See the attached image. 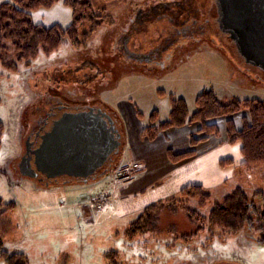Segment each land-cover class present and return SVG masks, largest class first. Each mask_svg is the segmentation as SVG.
Returning <instances> with one entry per match:
<instances>
[{"label":"rangeland","instance_id":"1","mask_svg":"<svg viewBox=\"0 0 264 264\" xmlns=\"http://www.w3.org/2000/svg\"><path fill=\"white\" fill-rule=\"evenodd\" d=\"M201 1L90 0L89 7L75 8L58 0L33 10L31 18L43 26L75 23L78 41L65 35L52 51L42 46L29 58H22L14 40L6 39L0 46V120L4 124L0 198L15 204L0 215L4 249L24 251L31 264H264V238L257 235L259 241L223 234L203 250L200 244L207 233L200 231L188 242L190 245H180L174 237L196 232L198 223L179 207L160 206L154 212L155 230L135 239L119 233L131 217L113 214L114 193L109 183L115 182L124 190L133 177L141 178L140 185L145 186L153 175V171L145 174L136 155L143 145L134 143L132 135L152 124L149 116L154 109L157 121L166 120L172 100L182 97L193 111L196 96L210 88L225 101L232 97L264 101V73L226 48L230 43L220 28L215 0ZM94 101L112 112L117 110L120 119L121 149L114 161L106 163L111 166L106 176L97 178L98 172L81 184L73 183L69 176L66 185L60 177L63 188L57 189H36L30 180L21 178L20 156L32 126L56 105L78 108ZM243 115L245 110L231 116L238 128L243 125ZM227 120H214L216 136L227 134ZM200 126V122L172 125L158 138L142 136L148 141L155 139L154 146H146V151L162 160V145L167 142L178 153L198 150L199 143L191 141L201 135ZM174 131L178 132L174 135ZM180 133L188 135V142L178 147L175 138H180ZM199 151L201 161L205 152L202 148ZM209 166L211 176L192 183L202 182L212 196L210 206L237 187L249 194L252 189L264 188V177L257 170L246 172L235 165L218 184L219 168ZM136 171L141 173L134 176ZM101 195L107 198L103 206ZM158 195L166 199L174 194L162 191ZM87 204L92 220L90 208L83 213ZM172 240L174 247L169 245ZM190 246L198 247L200 254H189ZM0 264H5L1 255Z\"/></svg>","mask_w":264,"mask_h":264},{"label":"trees","instance_id":"2","mask_svg":"<svg viewBox=\"0 0 264 264\" xmlns=\"http://www.w3.org/2000/svg\"><path fill=\"white\" fill-rule=\"evenodd\" d=\"M56 1L58 0H1L0 46L4 45L6 39L14 40L20 54H22V58H29L42 46H44L47 51H52L58 47L65 35L71 38L73 37L75 41H78V32L75 23H73V26L71 24L67 27H63L57 23L50 26H43L32 20L31 12L33 10L40 7L52 6ZM63 1L65 4L75 8H81L82 6L87 8L90 6V0ZM201 2L200 0V3ZM77 19L80 20V17ZM148 63L147 65H155L153 62ZM244 110L243 125L238 128L231 116ZM189 111L188 105L182 97L172 100L169 117L166 120L157 121L158 112L154 109L149 116L152 124L142 131L143 136L153 139L157 137L163 129L169 126L200 122L201 126L198 128V132L202 135L193 137L191 141L196 145L207 139L209 134H217V124L214 120L220 117H227L228 141L232 144L240 143V150L243 156V160L238 167L246 172L257 170L259 174L264 177L263 100L252 97H232L229 101H225L219 96L215 89L210 88L203 90L196 96L195 109ZM112 114L114 119H117L116 121L118 123L120 119L117 116V110L113 109ZM3 131L4 124L0 120V148L2 145ZM194 154V149L179 153H174L172 150L168 151V155L173 161H180ZM233 163L234 160L229 157L220 160L222 166L231 165ZM261 171L262 173H260ZM73 181V183L76 184L82 183L78 178H74ZM66 182L67 181H63L65 185ZM56 183L60 182L52 180L50 183H45L43 185L37 182L36 187L38 189H50L53 188ZM191 202H193V204H191ZM211 203L212 196L204 189L203 184L189 183L182 186L178 194L148 204L130 223L121 226L119 233H122L128 239H135L143 233L154 231L156 227L154 212L160 206L169 204L174 207H179L189 218L198 223L196 232L177 235L174 237L175 241L177 242L178 240L181 244L190 245L188 242L193 240V236L203 231V233H207L205 235L206 240L200 244V248L205 250L210 247L208 245H210L211 242H213L212 240L217 236L222 237L223 234L237 236L242 231L246 232V229L249 228L246 220L247 213H250V219L253 215L255 216L256 213H260L263 216L264 188L252 189V192L249 194L246 192V189L237 187L235 191L224 197L223 200L215 202L210 206ZM14 205V202L4 203L0 198V215L8 212ZM261 220H263V222L259 224L264 225V219ZM261 238H264V235L261 236ZM176 242L172 240L169 245H173L174 247ZM188 248L190 252L200 251L196 246H190ZM0 255L3 257L5 264H31L29 256L24 251L16 250L10 252L3 248L2 241H0Z\"/></svg>","mask_w":264,"mask_h":264},{"label":"water","instance_id":"3","mask_svg":"<svg viewBox=\"0 0 264 264\" xmlns=\"http://www.w3.org/2000/svg\"><path fill=\"white\" fill-rule=\"evenodd\" d=\"M215 1L220 28L229 33L239 55L264 70V0ZM121 143L118 125L105 109L66 111L40 134L37 147L27 140L19 171L47 184L62 175L87 181L114 159Z\"/></svg>","mask_w":264,"mask_h":264},{"label":"crops","instance_id":"4","mask_svg":"<svg viewBox=\"0 0 264 264\" xmlns=\"http://www.w3.org/2000/svg\"><path fill=\"white\" fill-rule=\"evenodd\" d=\"M177 132L178 131L176 132L174 131V135ZM160 135L161 134H159V136ZM132 136H133L132 141L134 143L136 144L139 143L141 146L143 145V147L141 148L139 147L140 149L136 152V155L143 162L142 167L143 170L146 171L145 174H149L151 171H153V175L150 176L145 186L140 185L141 178L138 177H133L132 180H129L127 185H125L124 190L120 189L119 185H117V183L115 182L108 184L109 186H112V193H114L113 194L114 197L111 203V205H115L113 208L114 210L113 214H117L118 217L130 216L131 218L128 220V223H130L135 217H137L140 214V212L143 210V208L147 206V203L142 204L144 201L151 199L159 200L158 194L161 193L162 191L175 195V193L179 191L182 186L192 183L194 181H199L203 177L209 178L211 176L210 173L208 172L210 168L209 165H213L214 168L218 166L219 174L217 175L216 182L220 184L229 175L228 170H232V168L235 165H239L243 160V156L240 150V143H235V144L230 143L228 141V135L227 134L223 135V133L222 136L209 134L207 139L199 142L198 144L199 148L198 150L195 149L194 155L182 159L180 161H173L172 159H170L168 155V151L172 150L173 152H175L170 142L164 143V145H162V149L164 148L165 151V154L163 155L164 159L157 160L156 158L152 157L148 151H146V146L148 148H152L154 146L155 139L152 141H148L147 139L142 138L143 136L142 131H136L135 134L133 133ZM186 136L188 135L181 134L180 138L179 136L175 138L178 147L188 142L187 141L188 137ZM213 136H216L217 139H213L214 138ZM128 137L129 134H127V143L129 144L130 141L128 140ZM217 145H219L220 147H217ZM216 147L217 149H215ZM200 148H202V151L205 152L203 154L205 158L201 159V161L198 160L201 153L199 151ZM226 157L232 158L234 160V163L231 165L222 166L220 164V160ZM186 163H192V165L188 167L183 166ZM138 172L137 171L136 173L134 172V176L141 173ZM105 174L107 173L105 172L104 174L100 175L98 178L103 179L106 176ZM109 186L107 187V189L109 188ZM113 186H116V188L114 189ZM61 187L63 188V186L60 183H56V185L51 189H57ZM149 190L151 191L148 192ZM92 206L94 207V205ZM89 208L91 211L90 218L92 220L94 216L89 204L83 206V213L85 211L89 212ZM188 253L200 254L199 252L197 253L190 251ZM204 261L209 262L208 259H205Z\"/></svg>","mask_w":264,"mask_h":264},{"label":"flooded vegetation","instance_id":"5","mask_svg":"<svg viewBox=\"0 0 264 264\" xmlns=\"http://www.w3.org/2000/svg\"><path fill=\"white\" fill-rule=\"evenodd\" d=\"M214 4L216 5V1H215ZM216 7H217V5H216ZM216 33H218V32L215 30L213 32V35L216 36ZM222 33H224L225 36L227 37L226 40L229 39L228 42L230 44L227 45L226 48L228 50H230L232 53L237 54L238 53L237 47H236L235 43L233 42V40L231 39L229 33L225 32V31H222ZM219 35H220V33H219ZM199 39L202 40V38H199ZM202 46L203 45H201V47ZM253 68H255V67H253ZM256 69H257L258 73H264L263 71H261L260 68L259 69L256 68ZM241 72H242V70H241ZM99 108L105 109L103 106H101V104H97L95 101L91 105L81 106V107H78V108H69V107H67V105H65V106L56 105V107L52 108V111L48 112V114L46 116H44L42 119L39 120V122H38L39 124L38 125H33L32 126L29 134L26 137L29 138L30 141L33 142V146L32 147H37L38 143L40 141V138H39L40 134L43 131H45L46 129L50 128L52 123H53V121L56 120L57 118H59L63 112H66V111H80V110H84V109H87V110H90V109L98 110ZM106 111H107V109H106ZM107 112L109 113V111H107ZM111 117H113V116L111 115ZM98 171H96L95 173H98ZM64 176L66 177V175H64ZM64 176H55V177L51 178L50 181H52V180L53 181H57L58 179H60V177H64ZM35 180L39 181L40 179L36 178ZM249 214L247 213V215H246L247 225H249V228L246 229V232L242 231L239 234H240V236L242 238H246L247 240H249V239L258 240L257 236L261 238V236H263V233H264V230H263L264 225L259 224V223L263 222V220H261V219L264 218V217L260 213H256V215L255 216L253 215V217L250 219Z\"/></svg>","mask_w":264,"mask_h":264},{"label":"built area","instance_id":"6","mask_svg":"<svg viewBox=\"0 0 264 264\" xmlns=\"http://www.w3.org/2000/svg\"><path fill=\"white\" fill-rule=\"evenodd\" d=\"M99 199L102 200V203L100 204V206H103V204L107 201L106 200L107 198L105 196H102V195L99 197ZM98 208H100V207L98 206Z\"/></svg>","mask_w":264,"mask_h":264}]
</instances>
